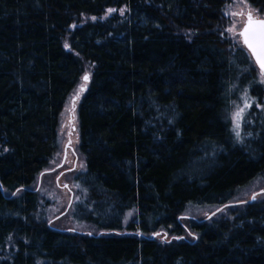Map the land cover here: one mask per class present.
<instances>
[{"label":"trees","instance_id":"trees-1","mask_svg":"<svg viewBox=\"0 0 264 264\" xmlns=\"http://www.w3.org/2000/svg\"><path fill=\"white\" fill-rule=\"evenodd\" d=\"M233 1L0 0V264H264V193L232 203L264 174L252 77L262 108L229 129L228 92L254 69L224 35ZM86 67L73 215L92 234L49 227L29 189Z\"/></svg>","mask_w":264,"mask_h":264},{"label":"rangeland","instance_id":"rangeland-1","mask_svg":"<svg viewBox=\"0 0 264 264\" xmlns=\"http://www.w3.org/2000/svg\"><path fill=\"white\" fill-rule=\"evenodd\" d=\"M229 5H231V7L228 6L225 11V13H228V15L225 14L228 26L225 28L224 35L231 44L234 43L235 45L239 44L241 46L242 43L239 31L246 21V15H232L231 13L244 12L246 14L249 9L244 2H241L240 0H235ZM252 12L254 18L264 19L263 16L257 14L254 10H252ZM229 28H234L235 31H226V29ZM253 68V71H245L246 74L250 75L245 84L238 80L237 83L234 82V84H232V87L228 92V123L230 131L235 136H237V131H239L240 135L242 125L248 114L251 119L252 113L250 112H252V108L257 111H260L259 109L262 108L260 101L257 100L256 97L250 95L249 88L246 86L250 85L252 79V81L255 80L256 85H264V83L261 82L262 77L255 64ZM84 70L83 75L85 76V74H87L88 76L90 71L89 67H86ZM242 73L243 71L238 76L241 77L243 75ZM84 76L78 82L75 89L70 93L61 111L57 128V151L48 167L37 176L29 189L37 193V196L39 197L38 216L44 220L49 227L65 232L92 234L93 229L89 225L77 223L73 215L75 204L79 202L82 197V193L76 186L74 178L77 175L84 173L85 170L84 160L78 152L77 121L78 105L88 84V79L84 80ZM246 102L249 103L251 107L245 108ZM238 109H244L243 117L239 122V129L235 127L233 122L234 113ZM255 115L254 112L253 117ZM250 122L252 123V121ZM254 126L255 125H253V127ZM69 141L71 143H69ZM263 190L264 174L255 179L244 189H241L234 197L232 203L249 201L255 193H264ZM235 207L236 206H233L231 209ZM212 211L213 209L208 208L189 207L186 210L184 217H182V220H198L204 218L207 213H211Z\"/></svg>","mask_w":264,"mask_h":264},{"label":"snow or ice","instance_id":"snow-or-ice-1","mask_svg":"<svg viewBox=\"0 0 264 264\" xmlns=\"http://www.w3.org/2000/svg\"><path fill=\"white\" fill-rule=\"evenodd\" d=\"M244 4L248 7L249 11L245 14L244 12L240 13H231L232 15H246V21L243 28L239 31V36L241 37L243 45L248 49V52L251 54V57L255 60V63L259 66L260 75L262 77L261 82L264 83V19L254 18L253 12L251 10V4L249 0H243ZM231 7V5H229ZM113 11L109 9V12ZM228 15V13H225ZM226 31L234 32V28L226 29ZM88 76L85 74L84 80H87ZM251 107L249 103H245V108ZM244 109H238L233 116V122L235 127L239 129L240 120L243 117ZM237 137H239V131H237ZM69 143H71L69 141ZM255 199V196H253Z\"/></svg>","mask_w":264,"mask_h":264},{"label":"water","instance_id":"water-1","mask_svg":"<svg viewBox=\"0 0 264 264\" xmlns=\"http://www.w3.org/2000/svg\"><path fill=\"white\" fill-rule=\"evenodd\" d=\"M257 19H262V18H257ZM244 26V25H243ZM243 26H242V28H243ZM241 28V29H242ZM240 39H241V37H240ZM241 43H242V40H241ZM242 45H243V43H242ZM243 47L245 48V50L248 52V49L243 45ZM248 54L250 55V57H251V54L248 52ZM251 59H252V61H253V63L255 64V66L257 67V69H258V71L260 72V69H259V66L255 63V60L251 57ZM253 201V196L251 197V199L248 201L249 203L250 202H252Z\"/></svg>","mask_w":264,"mask_h":264}]
</instances>
